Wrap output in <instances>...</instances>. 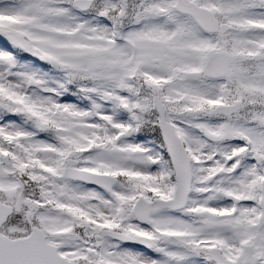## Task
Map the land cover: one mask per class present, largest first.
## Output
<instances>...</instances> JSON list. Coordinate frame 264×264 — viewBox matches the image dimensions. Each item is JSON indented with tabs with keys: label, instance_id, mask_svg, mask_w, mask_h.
<instances>
[{
	"label": "snow or ice",
	"instance_id": "obj_1",
	"mask_svg": "<svg viewBox=\"0 0 264 264\" xmlns=\"http://www.w3.org/2000/svg\"><path fill=\"white\" fill-rule=\"evenodd\" d=\"M0 264H264V0H0Z\"/></svg>",
	"mask_w": 264,
	"mask_h": 264
}]
</instances>
